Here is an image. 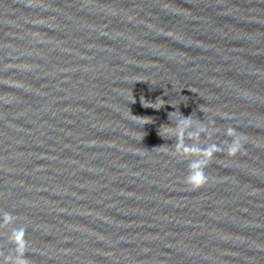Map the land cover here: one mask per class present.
I'll return each instance as SVG.
<instances>
[{
    "label": "water",
    "instance_id": "water-1",
    "mask_svg": "<svg viewBox=\"0 0 264 264\" xmlns=\"http://www.w3.org/2000/svg\"><path fill=\"white\" fill-rule=\"evenodd\" d=\"M0 264H264V0H0Z\"/></svg>",
    "mask_w": 264,
    "mask_h": 264
}]
</instances>
